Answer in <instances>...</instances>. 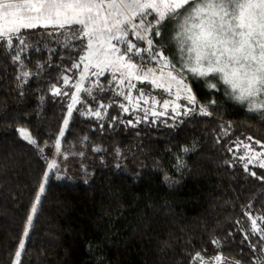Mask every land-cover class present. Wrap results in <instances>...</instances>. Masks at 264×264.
<instances>
[{
    "label": "trees",
    "instance_id": "trees-1",
    "mask_svg": "<svg viewBox=\"0 0 264 264\" xmlns=\"http://www.w3.org/2000/svg\"><path fill=\"white\" fill-rule=\"evenodd\" d=\"M25 36L41 49L29 50L27 67L0 54V264H12L22 238L21 264H195L190 259L195 253L217 252L213 239L221 241L224 256L243 264L255 261L248 245L257 237L244 241L236 222L249 223L244 216L249 204L254 215L264 212V182L244 171L242 146L237 150L234 142L252 143L249 136L264 142V123L226 95L222 81L209 89L185 73L211 116L197 111L177 119L150 117L133 127L117 106L103 119L74 110L64 137H58L68 97L51 94L59 73L47 65L40 72L37 62L51 58L66 66L69 61L59 56L67 53L44 29L26 30ZM21 71L33 73L26 83L16 79ZM217 80L209 77L210 83ZM94 94L104 102L123 101L111 92ZM20 128L37 144L24 139ZM57 138L64 152L85 157L86 176L51 174L44 181L40 149ZM249 167L264 176V169ZM41 183L45 190L32 214ZM30 214L33 222L24 238Z\"/></svg>",
    "mask_w": 264,
    "mask_h": 264
},
{
    "label": "snow or ice",
    "instance_id": "snow-or-ice-1",
    "mask_svg": "<svg viewBox=\"0 0 264 264\" xmlns=\"http://www.w3.org/2000/svg\"><path fill=\"white\" fill-rule=\"evenodd\" d=\"M38 28L44 29L45 34L65 50L67 55H61L59 59L69 61L66 66L54 65L51 58L45 64L37 62L40 72L47 65L54 66L59 73L57 83L50 85L51 94L70 99L58 137H64L74 110L96 119H103L107 109L113 106L129 113L130 109L124 103L115 99L104 102L103 97L94 93L111 92L113 96L122 97L132 104L133 111L140 110V101L144 104L151 101L153 108L143 109V117L126 122L133 127L146 120L149 111L153 116L166 115L169 107L173 119L197 111L199 115L211 116L209 104H200L197 100L187 82L186 72L191 73L193 79H202L209 89L216 88L222 81L227 86L225 94L246 106L250 114L264 123V0H0V54L10 57L21 69L27 67L29 50H41L25 36L26 30ZM162 28H170L167 45L156 42V38L162 37ZM167 48L173 49L172 56L165 55ZM48 51L56 54V49ZM106 73L109 75L105 76ZM32 75L29 71H21L16 79L26 83ZM101 76H105L103 82ZM210 76L218 77L217 83H210ZM134 80L150 82L154 88L174 95L175 101L183 99L187 103L156 100L138 89ZM133 89L137 92L136 97L131 94ZM89 97L95 107L85 108ZM77 104L81 105L80 109L75 108ZM156 104H161L164 111L157 113L154 110ZM18 131L30 144H37L26 129ZM246 140L252 143L234 142L237 150L241 146L245 149L239 157L244 171L264 182V176L249 167L264 169V142L251 136ZM54 147L59 153V138ZM48 167H55V161ZM47 178L45 173V182ZM44 190L45 185L41 183L32 214L36 213ZM246 207L249 210L244 216L249 223H236L241 226L244 241L257 237L248 245L251 255L256 257L248 264H264V212L257 216L252 213L251 204ZM32 214L27 217L24 238L29 236ZM211 243L217 248L213 256L205 257L197 252L190 259L199 264H243L223 255L220 240L213 239ZM24 250L25 239L22 238L12 264H21Z\"/></svg>",
    "mask_w": 264,
    "mask_h": 264
},
{
    "label": "rangeland",
    "instance_id": "rangeland-1",
    "mask_svg": "<svg viewBox=\"0 0 264 264\" xmlns=\"http://www.w3.org/2000/svg\"><path fill=\"white\" fill-rule=\"evenodd\" d=\"M151 18L152 17L150 16L149 19H151ZM161 32H162V37H159L160 42L168 39L170 28H162ZM163 44L167 45L166 43H163ZM165 55L172 56L173 51L171 52L168 49H166ZM186 73H188V72H186ZM188 74H190V73H188ZM133 82L136 83V86L138 89H143V91L145 93H148L150 97H155L156 100L162 101L163 99H168L169 101H175L174 95H169L168 93L163 92L161 89L154 88L150 82L140 83V82H137L135 80ZM187 82L190 84L189 79L187 80ZM85 86H87V82H86ZM173 92H175V89H173ZM131 94L133 97H136L137 96L136 90L133 89ZM81 95L83 96V93ZM114 97L117 98L118 96H114ZM87 99H88V101H92L90 97ZM68 101L70 103L69 98H68ZM120 103H124L126 106L129 107V109H130L129 113L123 112L118 106L116 109L121 110L123 114H125L126 116H129L131 118V120H133L134 122L137 118L144 116L143 109H152L153 108L151 101L149 102V104H144L143 101H140V110H136V111H133L132 104H129L128 101H125V100L121 101L120 100ZM133 103H135V100H133ZM175 103L185 104L187 102L185 100L181 99L179 101H175ZM79 105L80 104H77L75 106V108L78 107ZM86 106L88 107L89 105H85V108H86ZM154 110L157 113L164 111L161 104H156L154 106ZM170 111H171V107H169L168 113L166 115H159V116H153V115H151V111H149V114H148V117L146 120L150 119V117H153V118L165 117V118L173 119L172 118L173 114ZM107 112H108V109H107ZM87 116H89V115H87ZM178 117H180V116H176L175 119H177ZM146 120H144V121H146ZM54 145H55V143L48 146V147H45L44 150L41 152L43 155L44 161L46 163L47 168H46L45 173H47L48 177L51 174H54L57 179H63L67 176H69V177H78L81 175L86 176L84 173L85 168L83 167V163H82L83 158H85V157H83L82 154H80L79 152L66 153L62 149L60 150L59 153H57ZM242 148L240 149L241 155H243L245 152V149L244 148L242 149ZM53 161H55V167L50 169L48 167V165L50 163H52ZM194 263L199 264V261L194 260Z\"/></svg>",
    "mask_w": 264,
    "mask_h": 264
}]
</instances>
